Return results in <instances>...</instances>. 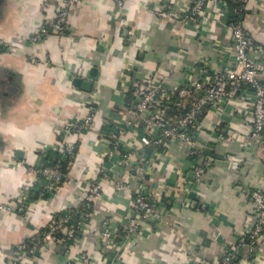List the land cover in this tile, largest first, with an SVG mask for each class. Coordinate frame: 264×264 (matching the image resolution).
I'll return each instance as SVG.
<instances>
[{"label":"crops","instance_id":"1","mask_svg":"<svg viewBox=\"0 0 264 264\" xmlns=\"http://www.w3.org/2000/svg\"><path fill=\"white\" fill-rule=\"evenodd\" d=\"M63 0H0V202L14 203L35 187L41 153L60 142L77 144L69 178L53 195L29 201L18 211H0V264L16 245L35 235L55 214L79 203L82 176L95 179L106 163L97 129L66 134L64 125L96 107L102 127L128 99V81H166L178 86L203 60L212 72L233 63L235 50L225 22L243 0L209 3L202 20L182 22L193 0H81L69 11L66 33L48 26ZM165 10L167 16L159 14ZM244 27L264 45V0H249ZM45 27L42 38L32 39ZM34 55L37 60H32ZM248 101L211 108L201 120L199 144L216 153L204 179L188 174L196 161L185 146L159 151L150 184L165 202L162 216L120 246H99L85 234L74 247L119 264H200L218 259L256 221L248 190L264 187V144L249 138ZM131 133L128 134L130 136ZM127 136V137H128ZM167 203V204H166ZM132 190L118 192L103 181L93 226L104 218H127ZM262 253L235 264H264ZM54 246V245H53ZM104 248L102 251L101 248ZM53 247L24 264H62Z\"/></svg>","mask_w":264,"mask_h":264},{"label":"built area","instance_id":"2","mask_svg":"<svg viewBox=\"0 0 264 264\" xmlns=\"http://www.w3.org/2000/svg\"><path fill=\"white\" fill-rule=\"evenodd\" d=\"M80 1L63 0L58 3L55 18L49 21L48 26L66 33L69 30L70 7ZM221 1L193 0L189 10L180 19L182 22L202 20L206 16L208 4ZM125 2L115 0L119 7H123ZM248 2L243 0L239 6L231 8L236 19L225 22L235 55L233 63L222 71L212 72L208 64L201 60L192 71L195 75H189L178 86L166 81H128L125 105L117 109L102 127L96 126L97 109L93 105L80 120L64 125L66 134H83L97 129L105 145L106 163L97 178L82 176L80 183L83 194L79 203L60 211L61 214L54 215L35 235L17 244L14 258L6 264H24L30 258H39L48 247L54 248V253L63 259L62 264H98L87 250L77 254L73 251L85 234L95 238L99 246H120L139 235L146 225L159 220L162 216L160 203L166 200L150 184L156 169L158 149L166 151L172 145L187 147L189 155L196 161L188 175L194 181L203 180L207 169L216 159V153L209 152V145L199 144L198 139L201 120L211 108L221 111L227 105L248 101L253 118L248 136L264 144V45L258 44L244 27V12ZM168 13L159 11L163 16ZM45 29L43 27L32 39L42 38ZM6 46V42L0 39V53ZM32 60L36 61L37 58L32 55ZM151 147L155 148L148 152ZM77 148L75 142L66 140L53 149L58 152L60 159L70 158L72 161ZM71 161L67 171L61 162L47 166H41V163L36 169L35 186L53 195L69 178ZM104 180L112 181L118 192L132 190V212L123 220L104 218L96 227L93 226L95 202L102 194ZM27 193L26 190L22 199L14 203L0 202V211L15 212L25 208L28 205ZM247 193L254 204L256 221L246 227L244 235L222 256L200 264H235L237 258L251 260L261 255L264 187L250 188ZM101 249L104 250L103 247ZM102 261V264H119L114 260Z\"/></svg>","mask_w":264,"mask_h":264},{"label":"trees","instance_id":"3","mask_svg":"<svg viewBox=\"0 0 264 264\" xmlns=\"http://www.w3.org/2000/svg\"><path fill=\"white\" fill-rule=\"evenodd\" d=\"M239 5L240 4L232 5L231 8L233 9V7L239 6ZM229 19L230 20L236 19L233 11L229 16ZM154 148L155 147L149 148L148 152H152L154 150ZM158 150H160V152H161L163 149L160 148ZM42 155H43V157H42L43 162H42L41 166L53 165V164H56L57 162H61L63 169L67 171V169H68L67 166L71 161L70 158L60 159L58 152L53 148L47 149L44 153H42ZM27 192H28L27 196H26V202L27 203H29V201H32L34 199H38L39 197H49L50 196V194L42 192L41 189L38 188V185H36L34 188L28 189ZM57 214H61V212H58ZM57 214H55V215H57Z\"/></svg>","mask_w":264,"mask_h":264}]
</instances>
